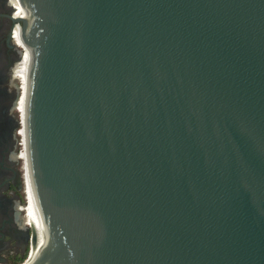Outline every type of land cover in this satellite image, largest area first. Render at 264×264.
<instances>
[{
	"label": "water",
	"instance_id": "95a60500",
	"mask_svg": "<svg viewBox=\"0 0 264 264\" xmlns=\"http://www.w3.org/2000/svg\"><path fill=\"white\" fill-rule=\"evenodd\" d=\"M17 2L28 264H264V0Z\"/></svg>",
	"mask_w": 264,
	"mask_h": 264
},
{
	"label": "flooded vegetation",
	"instance_id": "af4514ba",
	"mask_svg": "<svg viewBox=\"0 0 264 264\" xmlns=\"http://www.w3.org/2000/svg\"><path fill=\"white\" fill-rule=\"evenodd\" d=\"M15 2L18 5L17 0H0V264L22 262L31 246L23 196L19 115L28 56L18 45L19 26L11 28V3L13 14H19Z\"/></svg>",
	"mask_w": 264,
	"mask_h": 264
},
{
	"label": "bare ground",
	"instance_id": "6f19581e",
	"mask_svg": "<svg viewBox=\"0 0 264 264\" xmlns=\"http://www.w3.org/2000/svg\"><path fill=\"white\" fill-rule=\"evenodd\" d=\"M16 3V2H15ZM11 5L13 6L14 9V5L11 3ZM17 9H18V5L16 3ZM14 12V11H13ZM23 11L19 6V15H22ZM14 16H16L15 14H13ZM15 26H19L18 22L14 23ZM14 26V27H15ZM14 29V28H13ZM12 29V31H13ZM20 40V39H19ZM16 43L18 41V39L15 40ZM21 41L18 42L19 46L21 45ZM25 51L27 53V63H26V69H28V60H29V53L28 50L25 48ZM25 53V52H24ZM27 73V70H26ZM24 88V85L22 87V90ZM23 104H24V96L22 98V103L19 109V115L20 118L23 116ZM22 120V119H21ZM21 136H22V141H21V146H22V154H21V169H22V178H23V192H24V196L26 198L27 201V211H26V217L29 221V223L33 224L37 230V243L35 245H31L30 249H29V253L28 256L26 257L25 260H23L20 264H28L32 258H34V256H36V253L38 252L37 248L38 246L41 244V242H43V227H42V220H41V216L38 210V206L35 200V196L33 193V186H32V180H31V175H30V170H29V164H28V159H27V154H26V144H25V140H24V133H23V128H21ZM25 261V262H24Z\"/></svg>",
	"mask_w": 264,
	"mask_h": 264
},
{
	"label": "built area",
	"instance_id": "2783aa9c",
	"mask_svg": "<svg viewBox=\"0 0 264 264\" xmlns=\"http://www.w3.org/2000/svg\"><path fill=\"white\" fill-rule=\"evenodd\" d=\"M28 253H29V249H28V251H27V254H26V257L28 256ZM25 257V258H26ZM25 260V259H24ZM21 262H17V263H15V264H20Z\"/></svg>",
	"mask_w": 264,
	"mask_h": 264
},
{
	"label": "rangeland",
	"instance_id": "374dc122",
	"mask_svg": "<svg viewBox=\"0 0 264 264\" xmlns=\"http://www.w3.org/2000/svg\"><path fill=\"white\" fill-rule=\"evenodd\" d=\"M22 185H23V178H22ZM23 196H24V192H23Z\"/></svg>",
	"mask_w": 264,
	"mask_h": 264
}]
</instances>
